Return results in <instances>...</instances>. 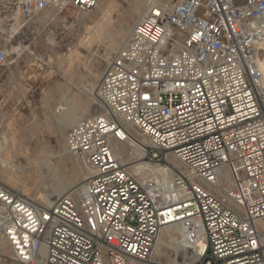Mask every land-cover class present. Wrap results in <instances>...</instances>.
<instances>
[{
    "label": "built area",
    "instance_id": "built-area-1",
    "mask_svg": "<svg viewBox=\"0 0 264 264\" xmlns=\"http://www.w3.org/2000/svg\"><path fill=\"white\" fill-rule=\"evenodd\" d=\"M1 2L25 21L97 4ZM146 7L97 83L100 112L67 132L89 175L50 206L0 186L11 261L152 264L161 230L173 227L205 243L193 264H264V0ZM131 141L142 155L128 164L113 143ZM137 162L168 173L138 176Z\"/></svg>",
    "mask_w": 264,
    "mask_h": 264
},
{
    "label": "rangeland",
    "instance_id": "rangeland-1",
    "mask_svg": "<svg viewBox=\"0 0 264 264\" xmlns=\"http://www.w3.org/2000/svg\"><path fill=\"white\" fill-rule=\"evenodd\" d=\"M136 3L142 9L148 4L163 6L161 0H97L90 12L48 11L18 24L0 1V50L5 53L0 65L1 187L45 206L46 199H57L55 190L68 193L89 175L83 160L65 150L73 125L63 134L59 129L65 126L64 116H71L73 123L74 118L100 112L96 86L137 21ZM128 19L130 24L119 39ZM261 62L262 68L263 57ZM169 162L180 166L173 159ZM188 238L169 241L165 236L162 255L152 260L193 264L196 239ZM0 264L17 263L9 258Z\"/></svg>",
    "mask_w": 264,
    "mask_h": 264
},
{
    "label": "bare ground",
    "instance_id": "bare-ground-1",
    "mask_svg": "<svg viewBox=\"0 0 264 264\" xmlns=\"http://www.w3.org/2000/svg\"><path fill=\"white\" fill-rule=\"evenodd\" d=\"M1 1V0H0ZM162 4H163V9H168V7L170 6V2L171 0H161ZM147 11V9H142V5L136 3L134 4V14L137 15V21L140 20L143 16H144V13ZM13 15L11 14V17ZM12 19L14 20H17L18 21V24H20V19L16 18V17H12ZM11 19V20H12ZM130 24V20L128 19L127 22L123 25L122 29H121V32L122 34L120 35L119 39H122V37L124 36V33L126 32V29L127 27L129 26ZM106 57V56H105ZM103 58V57H102ZM101 58V59H102ZM263 58H264V54H263ZM105 60V59H104ZM97 63V62H96ZM100 63V61H99ZM261 60H260V72H261V83H260V88L263 90L264 89V78H263V75H262V69L264 66H262L261 68ZM102 65V64H101ZM99 66V65H98ZM264 91V90H263ZM261 105H262V110L264 112V98L261 99ZM63 110V109H62ZM65 111V110H64ZM84 116V115H83ZM66 118V121L63 122L65 123V126L61 125L60 126V129H59V132L62 134L64 133V131L66 130V128L68 126H72L74 125L75 123H77L78 121L82 120V117L79 118V119H75V122L72 123V119H71V116H64ZM63 118V117H62ZM63 118V119H65ZM78 118V117H77ZM62 119V120H63ZM61 121V120H59ZM64 121V120H63ZM62 123V124H63ZM60 124V123H59ZM12 139V138H11ZM142 139V137H141ZM66 144V143H65ZM113 146L116 147V150H115V153H116V156H120L123 160V162L125 163H130L131 161H133L135 158H138V156L140 157L142 155V153L140 152V150L138 149V147L136 146L135 142L134 141H131L129 143H125V144H118L117 142H114L113 143ZM65 150H67L66 148V145H65ZM66 152V151H65ZM69 152V151H68ZM70 153V152H69ZM1 158V157H0ZM172 162V161H171ZM144 163L146 164H150V163H147V162H137L135 163L133 166H130L131 170L133 171V173H135L136 175L138 176H144L146 175V172H153V173H161L163 171H166V169H164V167H154L152 170H147L146 168H144ZM154 165V164H153ZM156 166V165H155ZM166 173H168V171H166ZM58 188V187H57ZM55 190V189H54ZM54 192V191H53ZM56 193H53L55 195H53L54 198H58V197H61V196H64L65 194L67 193H62V190H55ZM167 193H169V191L167 190ZM48 196V195H47ZM48 198V197H46ZM46 206H50L52 204V201L46 199L45 200V203ZM165 236H167V238L169 239V241H176V236H180L182 237V239H189L188 235H184V234H181V232H179L178 230L176 231L173 227H164L159 236H158V239H157V242H156V249L154 248V251L153 252V255H152V258H155V257H159L160 255H162L163 253V249H161L162 246H164L165 244ZM193 240L194 238V251H195V255H197V252H198V249H202L205 245V243L203 241H201L200 237L196 238V237H193V236H190ZM185 240V241H186ZM188 241V240H187ZM183 243V242H182ZM1 248L3 249L2 251H0V261H8L9 259V256L7 255V252L6 250L4 249L3 246H1ZM163 248V247H162ZM158 249V251H157ZM41 262V261H40ZM152 264H160L156 261H153Z\"/></svg>",
    "mask_w": 264,
    "mask_h": 264
}]
</instances>
